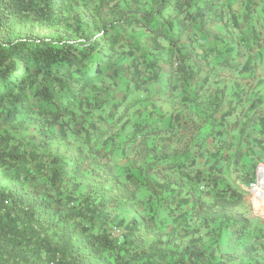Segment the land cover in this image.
<instances>
[{"label":"trees","instance_id":"trees-1","mask_svg":"<svg viewBox=\"0 0 264 264\" xmlns=\"http://www.w3.org/2000/svg\"><path fill=\"white\" fill-rule=\"evenodd\" d=\"M257 13L264 31V0H0V264H263L238 210L242 191L214 188L220 178L195 169L200 143L153 135L117 174L108 157L150 122H133L118 139L124 112L144 99L126 92L114 102L98 86L125 74L135 91L153 82L167 93L190 86L184 100L198 95L208 75L198 80L193 39L212 42L199 43L205 54L219 42L229 48L231 29L244 40L258 32ZM216 25L226 34L211 32ZM125 55L129 66L117 61ZM104 100L112 106L101 128L85 116ZM63 122L83 136L87 155ZM19 124L28 133L21 146L6 135ZM253 179L254 170L246 185ZM200 184L211 187L209 202Z\"/></svg>","mask_w":264,"mask_h":264},{"label":"rangeland","instance_id":"rangeland-1","mask_svg":"<svg viewBox=\"0 0 264 264\" xmlns=\"http://www.w3.org/2000/svg\"><path fill=\"white\" fill-rule=\"evenodd\" d=\"M233 9L237 13L240 11L238 2L233 3ZM258 13L250 21L258 32L244 40L237 31L231 29L230 45L232 46L229 48L224 46L223 42H219L214 51L205 54L206 50H201V46H210L212 42L206 38L193 39L196 56L201 62L202 69L198 80L203 75H208V80L203 84L198 95L189 94L184 100L183 97H186L190 86L184 85L183 91L179 89L167 93L161 85L153 82L144 84L146 93L135 91L125 74L115 77L114 80L106 79L105 82L98 83V86L103 91L108 89L114 94V102H119L126 92L130 93V97H137L139 99L137 101L144 99L128 107L124 112L121 126L117 130L118 139L130 130L133 122L141 119L150 122L147 130L135 141L115 148L108 157L117 174L122 176V169L131 164L140 147V141L143 139L150 141L153 135L170 136L172 145H192L193 141L200 143L202 153L195 159V169L202 171L204 178L208 175L212 177L215 173L217 176L214 177L220 180L216 182L214 188L230 187L242 191L243 201L238 210L249 220L248 242L257 243L258 256L264 264V194L260 199L253 195V207L246 185L253 170L255 171L256 163L258 161L264 163V31L260 28ZM219 29L223 31L220 32L221 34H226V28L221 25L214 26L211 32ZM143 37V33L137 35L140 42ZM185 37L183 36L182 39L185 40ZM199 43L202 45L200 46ZM117 61L122 66L130 65V58L126 55L123 60L117 59ZM136 85H142L140 80ZM145 95L148 97L142 98ZM215 105H218L219 110L213 114L215 117L213 120L211 113ZM111 106V102L104 100L103 104H99L85 117L97 123L99 115H106ZM249 118L251 119L247 122ZM208 122L210 124H207ZM63 123H65L67 139L75 148L81 149L82 156L87 155L83 136L74 132L76 128L71 122ZM97 125L104 127L99 123ZM53 129H57V124L53 125ZM116 129H113L112 135ZM146 133H151L152 136H147ZM27 134L22 124L11 129L10 133H6L11 138V143H18L20 146L27 141ZM245 134H248L247 141H244ZM235 157L238 158L237 163L234 162ZM208 167H219L221 170L214 171L215 168L208 169ZM191 169L192 167H189V170ZM199 180L200 178L197 177V181ZM200 189L204 193V200L209 202L211 187L200 184ZM207 189L210 190L209 195L205 194ZM148 196L146 189L140 186L138 198L147 200ZM162 216L165 217L164 221L170 223L171 216L166 214ZM120 219L126 220L129 216L122 215ZM118 222L119 219L111 221L110 228L114 238L120 241L122 228L118 227Z\"/></svg>","mask_w":264,"mask_h":264},{"label":"built area","instance_id":"built-area-1","mask_svg":"<svg viewBox=\"0 0 264 264\" xmlns=\"http://www.w3.org/2000/svg\"><path fill=\"white\" fill-rule=\"evenodd\" d=\"M264 176V163L261 161H258L255 166V171H254V179L250 182V184L247 187L248 193L250 195L251 203L254 207V203L252 200L253 197V192L256 190L258 183H259V174Z\"/></svg>","mask_w":264,"mask_h":264},{"label":"bare ground","instance_id":"bare-ground-1","mask_svg":"<svg viewBox=\"0 0 264 264\" xmlns=\"http://www.w3.org/2000/svg\"><path fill=\"white\" fill-rule=\"evenodd\" d=\"M264 194V176L259 174V183L256 188V190L253 192V195H255L256 198L260 199L263 197Z\"/></svg>","mask_w":264,"mask_h":264}]
</instances>
